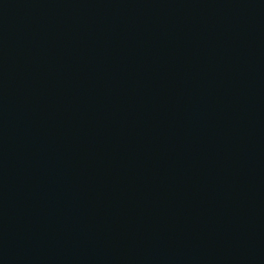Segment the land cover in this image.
Listing matches in <instances>:
<instances>
[{"label":"water","instance_id":"95a60500","mask_svg":"<svg viewBox=\"0 0 264 264\" xmlns=\"http://www.w3.org/2000/svg\"><path fill=\"white\" fill-rule=\"evenodd\" d=\"M0 264H264V0H0Z\"/></svg>","mask_w":264,"mask_h":264}]
</instances>
